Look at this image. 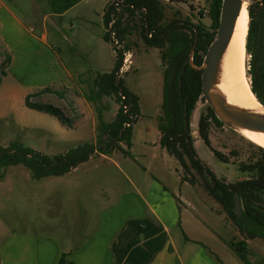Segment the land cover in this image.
Wrapping results in <instances>:
<instances>
[{
    "label": "rangeland",
    "instance_id": "374dc122",
    "mask_svg": "<svg viewBox=\"0 0 264 264\" xmlns=\"http://www.w3.org/2000/svg\"><path fill=\"white\" fill-rule=\"evenodd\" d=\"M19 1L24 7L27 6L28 0ZM33 1L36 7H41L43 11L48 9L45 0ZM93 1L99 0H91V9L94 8ZM162 3L164 22L173 18L188 17L193 22L200 20L207 25L210 23V0H162ZM38 12L37 25H40L42 22L39 9ZM85 17L77 18L74 13H68L61 18L50 16L44 23L49 33L47 43L42 44L40 39L33 40V63L28 61L24 64L17 61L4 75L0 74V147L5 148L11 142H18L52 157L78 143L95 142L97 132L93 127L96 128L98 123L97 113H101L104 121H111L120 102L114 94L104 95L96 103L89 100L92 80L97 73L112 70L116 62V48L129 49L128 53H124L118 77L122 78L124 85L139 98V113L132 123L136 131L133 139L134 156L143 161L139 156L141 148L154 147L152 142L157 140L160 134L157 128L159 116L163 115V71L167 65L161 57L163 50L144 42L141 11L127 16L128 32L122 40L117 38L116 44L111 40L106 42L102 38L106 29L99 11L88 10ZM97 37H101L100 43L96 41ZM260 47L264 50V41ZM244 63L250 84V66L255 65L261 76L264 56L251 57L246 49ZM41 86H52L61 92L62 96L45 92L33 96L32 100L58 106L70 119L68 126L62 125L52 114L25 106V94L34 92L42 88ZM200 103L199 111L203 112L207 105L203 100ZM208 136L210 147L225 154L229 161L221 162L211 151L198 143L200 157L213 163L216 175L228 181H235L241 174L237 168L240 161L257 157L256 147L236 130L225 125L210 121ZM177 163L182 180L187 181L189 185H174L168 179L167 185L175 187L176 192H181L183 201L189 207L199 209L201 214L198 215L208 226L205 232L188 222L185 224L187 234L204 240L214 256L221 258L224 264H245L229 242L246 239L249 261L252 264H264V239H247L227 217L223 207L205 191L197 171L192 168L185 170L178 161ZM44 179H33L30 169L21 163L9 165L2 170L0 182L6 181L0 183V242L2 233L6 234L5 232L17 229L33 232V187L40 185ZM190 179L194 182L191 183ZM210 233H214L216 238H210Z\"/></svg>",
    "mask_w": 264,
    "mask_h": 264
},
{
    "label": "crops",
    "instance_id": "0c3cea01",
    "mask_svg": "<svg viewBox=\"0 0 264 264\" xmlns=\"http://www.w3.org/2000/svg\"><path fill=\"white\" fill-rule=\"evenodd\" d=\"M111 1H93L91 9V0H45L43 11L33 0L26 7L19 0H0V62L6 52L11 57L5 71L17 61L33 63V40L47 43L44 23L50 16L83 18L93 10L102 19ZM135 132L132 127L129 154L95 152L69 172L46 176L33 187V232L2 233L0 264H224L204 240L186 232L188 222L205 232L208 226L201 211L167 185V179L174 185L189 183L160 145L159 130L154 147L141 148L143 161L134 156Z\"/></svg>",
    "mask_w": 264,
    "mask_h": 264
},
{
    "label": "trees",
    "instance_id": "16d2710c",
    "mask_svg": "<svg viewBox=\"0 0 264 264\" xmlns=\"http://www.w3.org/2000/svg\"><path fill=\"white\" fill-rule=\"evenodd\" d=\"M221 1L210 0L208 12L210 23L207 25L200 20L193 22L188 17L173 18L164 22V5L161 0H114L105 7L102 14L106 28L103 37L107 41L122 40L129 29L127 16L135 11H141L142 38L146 44L163 50L161 57L167 64L163 71L161 104L163 115L159 116L157 124L160 145L173 155L185 170L189 171L192 168L197 171L205 191L223 207L227 217L247 239L255 237L264 239V148L248 141L258 150L257 157L240 161L237 168L241 174L235 181H228L216 176L201 161L192 143L189 117L201 91V70L190 65L189 55L193 48V63L197 66L202 63L203 55L218 27ZM248 14L245 47L251 57L264 56V50L260 47L264 41V0H250ZM112 37H114L113 40ZM128 51V48L125 50L116 48V62L112 70L107 73H97L92 80L89 100L96 103L102 96L114 94L120 102L115 117L111 121H104L101 113H97L95 142L78 143L52 157L21 143L11 142L5 148L0 147V174L5 167L21 163L30 169L33 179L38 180L46 176H58L69 172L78 164L87 161L95 152L110 153L118 149L129 154L132 123L139 113V98L124 85L123 79L118 77L124 53ZM10 58L7 52L3 55L0 63L1 75L5 74ZM249 74L251 90L264 106V68L260 76L255 65H251ZM45 92L62 96V93L52 86L42 87L26 94L25 106L52 114L61 124L69 125L70 119L58 106L32 100L33 96ZM210 121L223 125L207 105L205 111H200L198 128L209 146ZM120 143L125 144L126 148ZM211 149L215 158L224 163L229 161L225 154L212 147ZM190 180L191 183L194 182L193 179ZM236 194L242 206L240 215L235 211ZM229 243L245 264H252L247 257L246 239Z\"/></svg>",
    "mask_w": 264,
    "mask_h": 264
},
{
    "label": "water",
    "instance_id": "95a60500",
    "mask_svg": "<svg viewBox=\"0 0 264 264\" xmlns=\"http://www.w3.org/2000/svg\"><path fill=\"white\" fill-rule=\"evenodd\" d=\"M244 1L245 0H222L218 27L213 40L203 55L202 63L199 66L193 63V48L191 49L189 55L190 65L195 69L201 70V91L189 117L192 143L198 157L214 173L216 169L213 163H209L206 159H202L200 157V150L198 147V143H201L213 153L211 147L206 144L204 138L201 136L198 128L200 114L199 109L201 106L200 102L202 100L204 104L210 106L216 117L223 123V125L236 130L237 132L239 129H247L264 133V112L255 111L229 102L217 86L219 83L221 58L231 38L235 21L242 9ZM247 1L250 2V0ZM259 103L261 104L260 101ZM261 106L264 109L262 104ZM235 211L238 215L241 214V204L237 194L235 195Z\"/></svg>",
    "mask_w": 264,
    "mask_h": 264
},
{
    "label": "bare ground",
    "instance_id": "6f19581e",
    "mask_svg": "<svg viewBox=\"0 0 264 264\" xmlns=\"http://www.w3.org/2000/svg\"><path fill=\"white\" fill-rule=\"evenodd\" d=\"M249 2L245 0L237 16L231 38L221 58L218 88L227 100L242 107L264 112L261 104L252 92L246 76L245 43L249 22ZM238 133L247 141L264 148V133L239 129Z\"/></svg>",
    "mask_w": 264,
    "mask_h": 264
},
{
    "label": "built area",
    "instance_id": "2783aa9c",
    "mask_svg": "<svg viewBox=\"0 0 264 264\" xmlns=\"http://www.w3.org/2000/svg\"><path fill=\"white\" fill-rule=\"evenodd\" d=\"M114 38V37H113ZM114 43L116 44L117 43V41H114ZM126 125H128L127 123H126Z\"/></svg>",
    "mask_w": 264,
    "mask_h": 264
}]
</instances>
